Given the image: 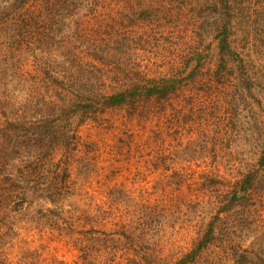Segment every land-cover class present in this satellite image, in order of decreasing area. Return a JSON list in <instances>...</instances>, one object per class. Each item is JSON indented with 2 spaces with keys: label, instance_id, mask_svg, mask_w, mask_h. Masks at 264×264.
<instances>
[{
  "label": "trees",
  "instance_id": "16d2710c",
  "mask_svg": "<svg viewBox=\"0 0 264 264\" xmlns=\"http://www.w3.org/2000/svg\"><path fill=\"white\" fill-rule=\"evenodd\" d=\"M209 2L216 10L213 39L218 54L216 68L209 69L212 81L194 78L200 73L195 74L196 67L183 77L169 75L163 66L169 62L165 46L154 41L167 36L169 42V35L175 38L183 24L199 29V10ZM240 5L241 0H0V38L7 37L4 33L12 38L4 41L10 54L0 52V235L15 226L50 228L60 234L103 230L136 244L135 238H143L136 228L101 229L98 219L104 220L100 211L105 210L86 197L88 187L71 179L73 159L83 144L77 125L90 119L101 129L115 128L121 132L123 153L130 155L154 140L151 125L160 133L168 127L173 94L198 90V95H190L188 111L193 115L202 101L200 91L212 97L213 81L226 80L229 74L222 83L229 90L228 115L233 120L240 117L243 103L254 123L262 125L256 140L258 167L245 164L232 188L227 185L219 199L211 200L210 218L192 250L159 264H188L217 238L231 243L226 248L232 264H264V250L243 248L232 237L234 229L223 222L234 205L247 202L264 184V69L248 50V29L238 26ZM80 8L92 14L108 12L102 19L110 24L92 26L75 18L62 29L53 27L63 22L65 11L71 18ZM126 22L129 32L119 28ZM164 22L170 23L167 28ZM140 27L145 29L140 32ZM142 43L150 45L143 48ZM201 49L198 62L209 56L210 43ZM29 50L31 56L26 55ZM223 100L219 99L220 109L225 107ZM116 110L121 116L111 115ZM215 171L210 170V181H225Z\"/></svg>",
  "mask_w": 264,
  "mask_h": 264
},
{
  "label": "rangeland",
  "instance_id": "374dc122",
  "mask_svg": "<svg viewBox=\"0 0 264 264\" xmlns=\"http://www.w3.org/2000/svg\"><path fill=\"white\" fill-rule=\"evenodd\" d=\"M238 11V26L249 32L246 35L248 50L264 69V0H241ZM72 12L76 17L70 18L71 13L65 11L63 22L53 27L62 29L75 18V21L92 26L110 24L109 20L102 19L108 15L106 11L92 14V11L80 8ZM199 13L203 30L183 24L175 38L169 35V42L165 36L164 40L154 43L165 46L169 62L163 66L169 75L183 77L196 67L195 74L200 73L194 78L203 76L202 79L212 81L209 69L214 70L218 63L213 39L216 10L209 2ZM190 14L191 10L187 11V17ZM192 20L189 18L190 24ZM127 24L119 28L123 31L127 28L129 32L130 25ZM163 24L167 28L170 23ZM144 29L138 28L140 32ZM4 34L7 37L0 38V52L8 56L9 44L4 41L12 38L9 33ZM208 43L209 56L200 64L201 47ZM149 45L142 43L141 46L148 48ZM40 46L45 45L41 43ZM31 54V50L26 51V55ZM147 55L150 60L153 58L150 53ZM186 78L188 81L194 79ZM226 80L213 81L210 98L200 91L202 101L195 106L193 115L188 111L190 95H198V90H181L177 97V93L173 94L167 108L169 121L165 125L168 127L160 133L151 125L150 135L154 140L148 146L140 145L130 155L123 153L118 137L121 132L115 128L101 129L90 119L77 125L83 144L73 159L71 179L88 187L86 197L97 202L100 210H105L100 211L104 220L98 219L99 227H106L108 231L129 226L136 228V234L143 236L140 241L134 239L135 243L138 241L137 245L128 241L125 235L118 238L119 234H104L103 230L60 234L50 228L15 226L14 231L0 235V261L6 264H159L177 260L192 250L210 218L211 200L219 199L227 185L232 188L241 177L245 164L258 167L255 162L260 147L256 140L262 125L254 123V117L243 103L239 106L243 108L240 117L233 120L228 115L229 90L225 91L222 84ZM194 85L198 87L200 83ZM223 98L226 108L220 109L219 99ZM255 104L254 100L253 106L257 108V114H261L262 110ZM121 114L120 110L111 113L114 117ZM211 169L225 181L211 182ZM223 222L234 229L232 237L243 248L264 250V184L258 185L247 202L234 205ZM227 244L231 243L217 238L188 264H232Z\"/></svg>",
  "mask_w": 264,
  "mask_h": 264
}]
</instances>
